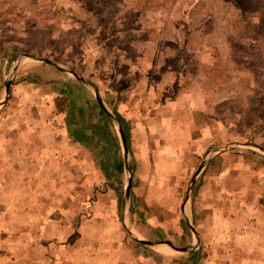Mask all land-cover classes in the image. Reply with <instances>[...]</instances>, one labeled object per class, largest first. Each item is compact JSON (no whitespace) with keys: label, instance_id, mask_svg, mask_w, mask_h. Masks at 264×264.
Masks as SVG:
<instances>
[{"label":"rangeland","instance_id":"374dc122","mask_svg":"<svg viewBox=\"0 0 264 264\" xmlns=\"http://www.w3.org/2000/svg\"><path fill=\"white\" fill-rule=\"evenodd\" d=\"M0 102V264H264V0H0Z\"/></svg>","mask_w":264,"mask_h":264},{"label":"crops","instance_id":"0c3cea01","mask_svg":"<svg viewBox=\"0 0 264 264\" xmlns=\"http://www.w3.org/2000/svg\"><path fill=\"white\" fill-rule=\"evenodd\" d=\"M148 124H150V123H148ZM146 147H147V145H146ZM148 150L151 151V153H149L150 154L149 155L150 157H154L155 153L158 151L156 147H151V146H150V148L148 147ZM148 162H149V159H148ZM120 165L121 164H116L115 165V170L114 171H116L117 174H120L121 173V171H120L121 170ZM124 166H125L124 167V171H125V190H124V192H123V194L121 196V198H122L121 199V202L123 204V207L126 206L127 201L129 202L130 199L133 197V191L134 192L137 191L138 196L143 197V199H144L145 202L150 201L151 202L150 205H153V206H161L162 205L161 204V201L162 200H160V198H159L160 195L155 196V194L157 192H161L164 188H166L167 186H169V183L168 182H162L160 180H157L156 177H158L159 174L160 175H167V174H172L173 172H177L179 170V163H178V165L177 164L175 165L174 169H163V168H159V167L149 166L148 163L145 160H144V165L141 166L140 167L141 169L138 170V171H134V170L132 171V169H130L129 168L130 166H128V165L126 166L124 164ZM204 168H206V167L204 166V163H203L202 164V168L197 173L196 177L200 174V172ZM128 171H130V177H129V172ZM139 174L140 175H143V180L138 181V184H139L138 185V188L136 190H134L133 183L132 182L135 180V176L136 175H139ZM196 177L194 179H196ZM129 178H130V190H129L128 196L126 197L125 194H126V188H127V183H128V179ZM193 180H191V182H193ZM154 196H155V198H154ZM188 198H189V194L188 195L186 194V196H185V198L183 200V203L180 205V211L182 212V215L181 216L186 220L187 227L191 230V232L193 233L194 237H196L195 232L191 229V226H190L191 225V222H190V217L191 216H190V214L192 213V207L190 205V202H187ZM112 206H114V211H115V214H116V217H117L118 216L119 209H118V205L116 204V201H114V203L112 204ZM117 221H118V218H116V222ZM116 222H113V223H114L115 229H118V230H116L114 232V238L110 239V240H113V242H114L113 245L116 244L115 236H117L118 241L122 240V238L124 237L123 232H122V227H124V225H125L124 222L123 221H120V226L115 225ZM156 222L159 223V221H156ZM188 239L191 240L190 243H192L191 245H193V240H192L193 237H188ZM172 242L173 241L170 240V243L173 246L178 247V246L174 245ZM170 248L173 249L172 247H170ZM178 248H187V250L190 249L188 246H183V247L181 246V247H178ZM187 250H185V251H187ZM121 251H122V249H121ZM175 251H178V250H175ZM108 253H110V252H108ZM116 254H118V252L114 248L113 251H112V255L115 256ZM120 264H123V263H120Z\"/></svg>","mask_w":264,"mask_h":264},{"label":"water","instance_id":"95a60500","mask_svg":"<svg viewBox=\"0 0 264 264\" xmlns=\"http://www.w3.org/2000/svg\"><path fill=\"white\" fill-rule=\"evenodd\" d=\"M31 58L36 59V58L33 57V56H31ZM45 62H46V61H45ZM46 63H49V62H46ZM16 67H17V66H16ZM15 69H16V68H15ZM72 74H73L77 79H79V77H78V75H77L76 73L72 72ZM81 81H82V80H81ZM83 82H84V81H83ZM10 84H11L10 80H9V79L6 80V82H5L6 95H8V93H9ZM94 94H95L96 100H97V102L99 103V105H100L103 109H105V111H106L107 113H109V114L114 118L115 122L117 123V126H118V132H119V136H120V140H121V144H122V148H123V155H124V158L127 159V156H128L127 144H126V140H125V137H124V133H123V131H122V128H121V126H120L119 121L116 119V117H115L114 115H112L108 110H106V108L104 107L103 102H102L101 98L99 97V95H98V93H97L96 90H94ZM2 103H3V102H0V105H1ZM201 168H202V164L198 167V169H197L196 173L194 174L192 180L196 177L197 173L200 171ZM128 172H129V177H130V171H128ZM129 190H130V178L128 179V183H127L126 194H125L126 197H127L128 194H129ZM187 195H188V194H187ZM191 229L194 231V229L192 228V226H191ZM194 232H195V231H194ZM139 241L142 242V243H145L143 240H140V239H139ZM165 242H166L170 247H172L174 250H178V251H179V250H180V251H185V250H187V248H178V247L173 246V245L170 243V241H167V240H166Z\"/></svg>","mask_w":264,"mask_h":264},{"label":"bare ground","instance_id":"6f19581e","mask_svg":"<svg viewBox=\"0 0 264 264\" xmlns=\"http://www.w3.org/2000/svg\"><path fill=\"white\" fill-rule=\"evenodd\" d=\"M163 246H164V245H163ZM161 249H162L163 251H168L170 248L164 246V247H162ZM170 250H171V249H170Z\"/></svg>","mask_w":264,"mask_h":264}]
</instances>
